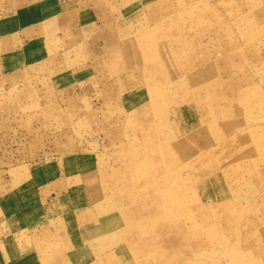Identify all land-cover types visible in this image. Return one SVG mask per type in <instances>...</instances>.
Listing matches in <instances>:
<instances>
[{
  "label": "rangeland",
  "instance_id": "374dc122",
  "mask_svg": "<svg viewBox=\"0 0 264 264\" xmlns=\"http://www.w3.org/2000/svg\"><path fill=\"white\" fill-rule=\"evenodd\" d=\"M0 31L38 264H264V0H0Z\"/></svg>",
  "mask_w": 264,
  "mask_h": 264
},
{
  "label": "crops",
  "instance_id": "0c3cea01",
  "mask_svg": "<svg viewBox=\"0 0 264 264\" xmlns=\"http://www.w3.org/2000/svg\"><path fill=\"white\" fill-rule=\"evenodd\" d=\"M10 37V35L5 36L4 33L0 31V51H2L0 53V56H3V59L5 58V56H8L6 55L5 50H9L10 48H7L6 46L5 48H2L4 46L2 43L6 42L7 39L10 40ZM21 42L26 44L28 43L26 38H23ZM3 65L5 66V61ZM17 69L20 70V68ZM9 70V68L3 67L2 71L0 70V78L2 79V77H6L17 72L14 71L15 69H13L12 71ZM8 170H12L13 174L9 175V180H5L4 178V180L0 182L1 187L2 184L6 185L7 182L10 184V186H6V193L0 194V204H2V208L0 207V264H38L40 257L39 255H37L38 252L36 251L37 248H35L36 245L32 241V236L35 234H33V229L38 227L39 224L37 223H39V221L41 219H44L45 217H41V215H39V209H34L30 213L26 214L22 211H17L15 208H13V210L10 209L11 204H14V201H12L11 196H8L10 192L14 190L13 188L19 187L20 190L21 187L26 185H23V183H25L28 178H33V181H36L37 178H35L34 175L30 173V171L32 170L29 171L28 168H26V165L23 164L13 165L6 169L0 168V172ZM60 176V174L57 176H49L47 172L43 174V178L45 180L44 183H46L45 185H47V187L51 188L52 190L50 198H47L50 199L48 202L52 203V207L50 209L51 211L60 210L59 214L66 213L63 211L66 210L68 212L69 209L70 212H73V208L71 209L66 206L71 202L70 200H67L70 197H68L67 195L64 196V193L62 192V189L64 187L69 188V185L66 183V181H68L70 178L65 174L61 177ZM47 178L50 179V182ZM72 181H74V177L71 180V183ZM11 185H14V187L11 188ZM71 185L72 184H70V187ZM18 197L20 199L23 198L20 195ZM48 217L51 218L56 216L54 213L52 215H49ZM45 234H47V236H54L55 232L47 231V233Z\"/></svg>",
  "mask_w": 264,
  "mask_h": 264
}]
</instances>
